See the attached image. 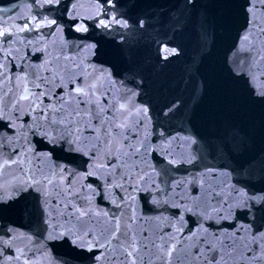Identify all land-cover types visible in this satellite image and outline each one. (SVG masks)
Wrapping results in <instances>:
<instances>
[{
    "label": "water",
    "instance_id": "obj_1",
    "mask_svg": "<svg viewBox=\"0 0 264 264\" xmlns=\"http://www.w3.org/2000/svg\"><path fill=\"white\" fill-rule=\"evenodd\" d=\"M114 3L116 7L106 0H0V31L10 33L0 38V183L25 178L18 165L3 167L10 157L25 160V170L37 174L62 168L65 190L71 181L68 212H91V220L82 218L83 230L97 238L117 214L122 226L131 217L141 238L175 237L171 264H261L252 257L264 254L257 247L264 236V212L229 211L225 202L235 195L230 192L235 178L225 183L221 173L227 169L221 170L222 162L203 149L211 137L235 130L244 160L259 167L264 157V103L256 95L264 89L256 69L258 62L264 64V33L259 30L264 5L249 12V0H194L188 7L185 0ZM121 14L129 21L145 19V29L128 35L132 29H106L99 23ZM165 48L178 54L165 59ZM78 65L95 77L100 88L95 101L106 103L108 94L132 112L114 113L120 127L112 130L110 123L101 125L82 111L72 137L76 143H50L35 131L38 124H48L39 108L32 111L27 102L19 110L13 105L25 85L44 90L34 88L33 76H46L51 100L44 97L40 107L48 112L46 106L53 105L51 114L58 118L61 94L76 105L67 94L68 80L74 78L68 72H78ZM54 76L63 86L56 85ZM142 108L147 112L137 111ZM29 191L28 212L0 213V243L7 242L0 246L2 264H22L14 259L18 249L25 250L29 264H111L107 253L100 260H73L68 245L47 240L51 225L32 212L40 194ZM56 201L53 197L51 203ZM50 211L52 223L81 228L59 215L63 206Z\"/></svg>",
    "mask_w": 264,
    "mask_h": 264
},
{
    "label": "snow or ice",
    "instance_id": "obj_2",
    "mask_svg": "<svg viewBox=\"0 0 264 264\" xmlns=\"http://www.w3.org/2000/svg\"><path fill=\"white\" fill-rule=\"evenodd\" d=\"M48 2H58V0H48ZM106 2L112 7H116L114 0H106ZM256 4L264 5V0H249L247 10L252 12ZM193 5L194 0H185V7ZM132 6L135 7V4L133 3ZM50 23H55V21H51ZM99 23L106 29H111L113 26L117 29H132L128 35H134L139 30L145 29L146 21L143 18L129 21L126 16L121 14L120 16H112L107 22L101 20ZM76 30L86 31L84 28H77ZM259 30L264 33V27H260ZM7 35H10V33L6 30L0 31V38ZM121 38H124L123 34ZM247 39L248 37L246 36L245 40ZM164 52L165 59L170 55L178 54L175 48H165ZM128 59L130 62L134 61L131 52L128 54ZM260 60H264V56L260 57ZM78 68V72H68V75L74 78L68 80V85L71 87L67 94L76 100V105L73 106L71 102H66L64 95L61 94L58 97L59 107L55 109L56 113H58V118L51 114L53 105L46 106L49 109L48 112L45 111L44 107H40L43 105L44 97H48L51 100L47 91L49 77L46 76H33V80L35 81L34 88L44 90L37 92L25 85L19 90V96L13 105L19 110L21 103L27 102L32 111H36L39 108L41 117L46 119L48 124L47 126L38 124L35 131L49 139L50 143L54 144L58 140L63 139L70 146L74 145L76 141L72 137L78 127L76 117H79L82 111L100 121L101 125L106 122L110 123L112 130L120 127L119 124L114 123L117 120L114 113L120 112L123 115H127L132 112V109L126 107L124 103L117 105L115 101L108 99V94H105L104 97V100L107 101L106 103L95 101L94 97L100 90L99 86L94 83L95 77L89 78L91 74L87 73V69L79 65ZM256 69L257 73H259L258 78H261V82L264 83V64L258 62ZM52 79L57 86H63L58 76H54ZM256 95L260 98L258 102L264 103V89L258 90ZM82 97H87V99H82ZM80 105H84V108L81 109ZM137 111L144 114L147 112V108L138 109ZM102 113H113V115L105 118L102 116ZM49 129L53 133L51 136H49ZM107 130L105 129V131ZM237 137L238 132L235 130L231 132L225 131L220 135L211 137L204 145L203 151L213 159H219L222 162L218 165L221 170L227 169V171H222L221 173L226 178L225 183L233 177L235 178V183L231 184L230 187V192L235 193V195L231 198L230 202H225L229 211L231 212L233 208H238L246 210V214L255 216L257 212H264V187H257V185L264 184V157L260 158L259 167L256 166V161L254 160H244L242 158L245 150L243 142L238 141ZM189 143L194 144L196 141L190 140ZM73 150L77 149L73 148ZM137 151L139 150L137 149ZM16 155L18 156L19 153ZM185 158L191 159L190 154ZM201 158H203V154ZM24 163L25 160H18L16 157H10L8 161L3 162L4 168L18 165V170L25 178L13 177L11 180L0 183V213L8 212L12 209L28 212L29 209L25 205V202L32 196V193L29 191L31 189L40 194V199L37 200V204L32 209V212L37 216H44L45 222L51 225L47 233V240L53 242L62 241L64 245H68L71 259L88 262L100 260L107 253L111 259V264H156V261H159L160 264H171L173 254L177 249V243L174 242L175 237L166 238L165 235H161L159 238H141L132 227L133 221L131 217H129L128 223L122 226L119 215L113 214L112 218L106 222V225L101 227L99 238H97L91 230H83L82 218L87 215L91 220V212L80 211L78 208L68 212L71 201L67 200V198L72 195L70 191L71 181L68 182L67 190H65L62 187L64 169L61 168L59 173L51 172L50 174L43 173L41 170L40 174H37L30 167L25 170ZM209 170L212 171L213 175L216 174L210 166ZM0 175H2V172H0ZM140 179H143V175H141ZM23 193H27V195H21ZM213 194L215 195V193ZM17 196L20 198L16 199ZM53 197L57 198L55 205L51 203ZM32 198L36 199L35 197ZM9 200H15V203H7ZM66 200L67 202H65ZM61 206H63L64 211L60 212L59 215L65 216L70 223H81L79 230H74L73 227L65 229L61 224L52 223L50 209L53 207L60 209ZM82 231L83 235L81 234ZM190 234L195 235V233ZM2 243H0V246H2ZM257 247L264 248V236L260 237ZM94 249H104V252L94 256L85 254L86 252H92ZM17 251L19 254L14 259L18 262L22 261V264H29V257L25 255V250L18 249ZM2 257L3 253L0 252V264H2ZM252 259L264 264V254L253 256Z\"/></svg>",
    "mask_w": 264,
    "mask_h": 264
}]
</instances>
